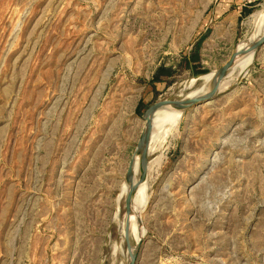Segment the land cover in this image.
<instances>
[{
  "label": "rangeland",
  "instance_id": "rangeland-1",
  "mask_svg": "<svg viewBox=\"0 0 264 264\" xmlns=\"http://www.w3.org/2000/svg\"><path fill=\"white\" fill-rule=\"evenodd\" d=\"M263 10L0 0V264H121L139 239L134 264H264V42L215 98L161 121L144 178L132 167L138 240L123 218L145 110L217 72Z\"/></svg>",
  "mask_w": 264,
  "mask_h": 264
},
{
  "label": "bare ground",
  "instance_id": "bare-ground-1",
  "mask_svg": "<svg viewBox=\"0 0 264 264\" xmlns=\"http://www.w3.org/2000/svg\"><path fill=\"white\" fill-rule=\"evenodd\" d=\"M260 14V13H259ZM253 15V14H252ZM257 15V14H256ZM259 16V15H258ZM256 17V16H255ZM260 20H262V26L259 27L257 29V32L255 33V35H253V37H250V39L244 41V42H241L239 45H237L236 47V50L235 51H239V50H243L245 48V46L248 44V42H250L251 40H254L255 38H258L259 36H262L264 35V10L261 12V15L259 17ZM253 54H254V51H249L248 53L238 57L237 59H235V61L233 62L231 68L229 69V71L227 72L226 75H228L230 72H231V69L233 71V68L237 67L239 68L240 71H245V69H247V66L250 64L251 62V58H253ZM248 57V58H247ZM246 58V59H245ZM236 69V68H235ZM199 80L200 81L202 80V84H199L198 86L196 85L195 87L194 84L196 82V80ZM229 80V79H228ZM228 80H223L221 82V84L219 85V88H218V91H223L227 86H228ZM187 81V80H186ZM216 81H217V72L216 71H213L212 73H209V74H201V75H197V76H194V77H191L184 85V88L182 89V91H180V96L178 97V99L180 100H183V99H187V98H193V97H197V96H201L203 94H209L210 92L213 91V89L215 88L216 86ZM204 84V85H203ZM203 85V86H202ZM202 86V87H201ZM201 87V88H200ZM192 88V89H190ZM190 89L188 92L185 90H188ZM183 92V93H182ZM185 96V97H184ZM204 104L206 102H203ZM203 103H199L197 105H200V104H203ZM195 105V106H197ZM194 106V107H195ZM201 107V106H200ZM196 108V107H195ZM199 109V108H198ZM183 111V109L181 108H178L176 106H161L157 109H154L153 111H150V110H147V115H149L151 117V120H152V128H151V133H150V137H149V146H151L150 148H153V144L152 142L154 143L155 140L157 139V132H159L160 134V131H159V128L160 126L163 124H176V122L178 121L180 115H181V112ZM161 121L163 122L161 124ZM174 124V125H175ZM160 125V126H159ZM171 126V125H170ZM162 128V126H161ZM168 130V129H167ZM174 130V129H173ZM169 131V130H168ZM161 132H162V129H161ZM164 133V132H163ZM162 133V134H163ZM166 133V131H165ZM165 135V134H164ZM168 135V134H167ZM160 136V135H159ZM158 136V137H159ZM162 136V135H161ZM166 137V136H165ZM156 146V145H155ZM161 155V154H160ZM159 156V155H158ZM162 156V155H161ZM155 159V158H154ZM152 160V159H151ZM156 160V159H155ZM161 160V159H159ZM153 161V160H152ZM158 161V160H157ZM156 162V161H155ZM150 163V162H149ZM153 163V162H152ZM157 163V162H156ZM155 163V164H156ZM158 164V163H157ZM133 165H134V170L135 172H137L139 175H141V171L143 169V166H142V163L139 159L138 156H135V160L133 162ZM133 167V166H132ZM147 168V167H146ZM139 183V181L137 180L136 184ZM145 184V183H144ZM132 185V177H131V182L130 184L126 182L125 186L128 188L127 189V193L129 191V186ZM143 186V185H142ZM127 195V194H126ZM145 206V202L142 203V208ZM132 207H133V213L134 214H131L130 216V220H129V223L131 221H133V227H135V224L137 223V219L141 221L140 219V209H139V205L133 200V204H132ZM133 219V220H132ZM132 223V222H131ZM130 225V224H129ZM138 225V224H137ZM142 227H139L138 231L137 232V237L135 236V238L138 240V238H140L143 234V228L141 229ZM131 229V228H130ZM134 240V239H133ZM140 239L136 242H139ZM135 242V241H134ZM134 242L131 246V249H130V252L128 254V256L125 258V260L121 263V264H126L127 260L129 259L130 255H131V252H132V248H133V245H134ZM135 242V243H136Z\"/></svg>",
  "mask_w": 264,
  "mask_h": 264
},
{
  "label": "water",
  "instance_id": "water-1",
  "mask_svg": "<svg viewBox=\"0 0 264 264\" xmlns=\"http://www.w3.org/2000/svg\"><path fill=\"white\" fill-rule=\"evenodd\" d=\"M264 42V35L259 36L258 38H255L254 40H251L248 42V44L245 46L243 50L235 51L230 59L223 65L221 66L218 71H217V81H216V86L213 89L212 92L209 94H203L201 96L193 97V98H187V99H164V100H159L157 102L152 103L151 105L148 106V108L145 110L143 113V119L146 121L145 125V130L143 132V135L141 136V139L135 149V152L131 158V160L128 163V167L126 170V175H125V180L127 183L130 184L131 182V177H132V166L133 162L135 160V156H138L143 169H142V178H144L145 175V169H146V158H147V153H148V145H149V137L151 133V128H152V120L149 115H147V110L153 111L154 109H157L161 106H176L178 108H181L183 110L187 108L194 107L195 105L203 102H208L215 98V96L218 93V88L219 85L221 84L223 78L226 76L227 72L231 68L233 62L235 59L238 57L248 53L249 51H255L262 43ZM197 76V75H196ZM135 191V185H130L129 186V191L125 197V202H124V236L125 238L128 237V229H129V220L130 216L133 213V195ZM137 224L139 227H142L141 221L137 219ZM139 246V242L134 243L131 255L129 259L127 260L126 264H134L135 262V257L137 253V249Z\"/></svg>",
  "mask_w": 264,
  "mask_h": 264
},
{
  "label": "trees",
  "instance_id": "trees-1",
  "mask_svg": "<svg viewBox=\"0 0 264 264\" xmlns=\"http://www.w3.org/2000/svg\"><path fill=\"white\" fill-rule=\"evenodd\" d=\"M192 59H195V56H192ZM159 73H161V74L163 73L165 75H170L171 74V72L168 69H165V68H159ZM153 80L158 81L159 79H158L157 76H155V77H153Z\"/></svg>",
  "mask_w": 264,
  "mask_h": 264
},
{
  "label": "crops",
  "instance_id": "crops-1",
  "mask_svg": "<svg viewBox=\"0 0 264 264\" xmlns=\"http://www.w3.org/2000/svg\"><path fill=\"white\" fill-rule=\"evenodd\" d=\"M243 11V10H242Z\"/></svg>",
  "mask_w": 264,
  "mask_h": 264
}]
</instances>
